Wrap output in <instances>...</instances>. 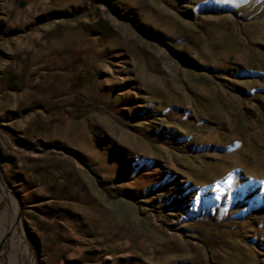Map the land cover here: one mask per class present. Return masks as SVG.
<instances>
[{"label":"rangeland","instance_id":"rangeland-1","mask_svg":"<svg viewBox=\"0 0 264 264\" xmlns=\"http://www.w3.org/2000/svg\"><path fill=\"white\" fill-rule=\"evenodd\" d=\"M0 264H264V0H0Z\"/></svg>","mask_w":264,"mask_h":264},{"label":"bare ground","instance_id":"bare-ground-1","mask_svg":"<svg viewBox=\"0 0 264 264\" xmlns=\"http://www.w3.org/2000/svg\"><path fill=\"white\" fill-rule=\"evenodd\" d=\"M4 235V233H0V237H2Z\"/></svg>","mask_w":264,"mask_h":264}]
</instances>
